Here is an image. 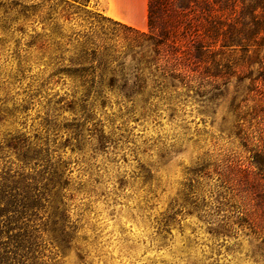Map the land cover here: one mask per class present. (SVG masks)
<instances>
[{"label":"rangeland","instance_id":"obj_1","mask_svg":"<svg viewBox=\"0 0 264 264\" xmlns=\"http://www.w3.org/2000/svg\"><path fill=\"white\" fill-rule=\"evenodd\" d=\"M256 5L224 17L250 33ZM148 17L149 0H0V183L36 205L16 264H264V46L219 41L190 85L131 100L100 57L119 81L155 56Z\"/></svg>","mask_w":264,"mask_h":264},{"label":"trees","instance_id":"obj_2","mask_svg":"<svg viewBox=\"0 0 264 264\" xmlns=\"http://www.w3.org/2000/svg\"><path fill=\"white\" fill-rule=\"evenodd\" d=\"M231 6L232 10L236 9L237 0H149V26L154 28L159 15L163 20V30L153 49L155 56L144 65L130 67V72L122 74L121 80L117 81V69L112 68L115 59L110 55H102L100 63L103 69L113 74L112 86H117L124 97L131 100L139 98L146 103L157 96L165 98L168 92L178 88L177 84L190 85L188 68L196 71L193 66L205 62L206 56L219 51V41L223 48L240 46L242 52L248 53L253 47L254 54L257 53L264 46V0H257L251 13L254 30L250 33H245L246 28L240 24L233 26L225 19L224 13ZM126 28L136 35H145L137 28ZM235 31V42L238 44H229L231 41H228L227 36ZM262 73L264 75V70ZM259 83L260 77L252 79L253 89L262 94ZM257 154L264 156V151L258 150ZM260 158L256 164L264 175V158ZM35 206L24 201L15 187L6 182L0 183V264H16L17 258L23 256L21 253L30 248L27 245L30 244L29 233L18 224L28 214V210H33ZM251 216L255 223L261 221L257 213Z\"/></svg>","mask_w":264,"mask_h":264},{"label":"crops","instance_id":"obj_3","mask_svg":"<svg viewBox=\"0 0 264 264\" xmlns=\"http://www.w3.org/2000/svg\"><path fill=\"white\" fill-rule=\"evenodd\" d=\"M135 20L133 21V20H126L127 22H130V23H134V24H140L141 23V18H137V17H135L134 18Z\"/></svg>","mask_w":264,"mask_h":264},{"label":"bare ground","instance_id":"obj_4","mask_svg":"<svg viewBox=\"0 0 264 264\" xmlns=\"http://www.w3.org/2000/svg\"><path fill=\"white\" fill-rule=\"evenodd\" d=\"M134 18L135 17H129L128 20H133L134 21L135 20ZM141 22H142V20H141Z\"/></svg>","mask_w":264,"mask_h":264}]
</instances>
